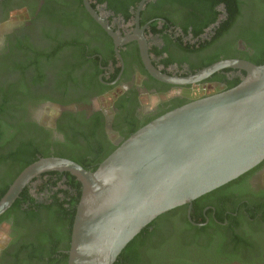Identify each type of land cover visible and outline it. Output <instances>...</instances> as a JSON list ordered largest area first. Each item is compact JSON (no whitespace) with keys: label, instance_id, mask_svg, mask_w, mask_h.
<instances>
[{"label":"flooded vegetation","instance_id":"af4514ba","mask_svg":"<svg viewBox=\"0 0 264 264\" xmlns=\"http://www.w3.org/2000/svg\"><path fill=\"white\" fill-rule=\"evenodd\" d=\"M89 1L119 36L142 35L153 64L171 75L197 72L200 68L197 66L212 55V50L222 47L224 52L218 61L252 62L248 56H233L236 50H247L250 56L255 54L240 37L250 28L242 18L212 49L195 52L186 48L214 39L229 17L224 3L216 8L217 20L195 36L192 23L199 21L202 12L198 18L196 9L184 8L178 2L144 0L141 7L143 0ZM67 3L66 0H0V110L4 109L0 112V133L4 137L1 142L12 137L32 142L36 157H43V151L53 156L75 141L90 143L92 148L79 149V155L95 161L113 146L120 145L133 129L141 128L143 122L170 111L180 102L226 90L230 82L246 75L244 70L226 68L195 85L180 86L157 80L145 67L139 39L117 46L115 38L91 15L85 0L67 7L69 16L63 17V21L49 18L51 8H63ZM111 4L122 10L116 12ZM73 12H83L82 18L73 17ZM249 12L247 2L243 4V14ZM14 18L21 21L14 24ZM51 35L55 38L51 39ZM81 41L86 46L83 52L77 45ZM66 42L69 45L48 56ZM229 54L233 57H227ZM85 55L87 61L81 58ZM165 60L171 61L168 66L162 62ZM146 98L149 104L145 103ZM4 150V144L0 143V153L4 154ZM263 174L264 162L192 204L176 207L156 218L148 236L166 232L168 235L171 229L167 243L157 249L158 264H180L181 260L184 264H198L204 252L212 255L213 264L228 262L216 253L221 242L218 229L222 228L241 236L242 244L249 241L251 264H264V222L259 223L264 216L261 210L264 183L260 181ZM12 175V169L0 166V189L10 182ZM55 180L58 185L52 187L54 191L69 188L66 175L43 173L23 189L28 196L21 193L20 207L43 213L54 194L46 186ZM13 215L0 219V264L15 263L16 249L28 233L27 228L17 226ZM255 219L259 221L251 224ZM194 226L213 237L210 249L195 246L198 243L192 238L197 230ZM184 238H192L186 246L181 242ZM231 262L245 264L239 259Z\"/></svg>","mask_w":264,"mask_h":264},{"label":"water","instance_id":"95a60500","mask_svg":"<svg viewBox=\"0 0 264 264\" xmlns=\"http://www.w3.org/2000/svg\"><path fill=\"white\" fill-rule=\"evenodd\" d=\"M85 4L117 46L139 39L145 67L157 80L186 86L226 68L246 72L237 86L196 98L153 119L94 171L70 158H39L0 199L1 217L39 175L71 173L82 183V195L68 264H115L127 245L160 215L192 204L264 162V64L226 59L186 76L168 74L153 64L142 35L119 36L89 0Z\"/></svg>","mask_w":264,"mask_h":264},{"label":"trees","instance_id":"16d2710c","mask_svg":"<svg viewBox=\"0 0 264 264\" xmlns=\"http://www.w3.org/2000/svg\"><path fill=\"white\" fill-rule=\"evenodd\" d=\"M68 3L63 8H51L49 11V18L52 20H59L65 17V19L69 16L67 12V7H71V5L76 4L77 2H82V0H66ZM105 0H98V2H104ZM116 1V0H115ZM173 2H178L184 8L193 7L196 9V15L202 12V17L199 18L197 22L194 20L193 25V34L195 36L200 35L204 28L209 26L211 23L215 22L219 16V11L216 8L224 3L227 5V11L229 17L224 21L221 25L217 35L214 37L212 41H200L199 43L193 46H187L186 48L191 49L195 52H203L207 49H212L215 44H217L221 38L228 33V31L235 25L237 20L244 19L250 24V28L248 27L245 30L244 35L240 37L246 41L247 45L254 49L255 54L253 56L249 55V51L247 50H236V52L232 53L233 56H248V59L254 62L257 65L264 64V0H169ZM248 2L250 12L247 14H243V4ZM110 7L114 8L116 12H120L121 8H116L113 4ZM82 9L85 10V8ZM65 10V11H64ZM64 11V12H63ZM63 12V13H62ZM125 15L129 16V12L124 10ZM73 17L76 15L81 19L83 16V12H73L71 13ZM85 15L89 18L90 15L85 11ZM64 19V20H65ZM78 19V18H77ZM76 19V20H77ZM93 20V19H92ZM72 21V20H71ZM191 24V23H189ZM188 24V25H189ZM157 31V30H156ZM185 31H188V26L185 27ZM106 35V33L104 32ZM51 39H54L55 36L51 35ZM82 42V43H81ZM77 42L79 48L86 49L83 41ZM231 43L230 42H227ZM83 44V45H82ZM69 45V42L64 43L61 46L58 45L56 50L48 56H54V54L62 49V46ZM199 47H196L198 46ZM229 46V45H228ZM227 46V47H228ZM225 47H222L219 50H212V55L203 60L197 67L203 69L211 64L217 62L220 59V54L224 52ZM80 50V49H79ZM95 51H101L100 49H95ZM94 51V52H95ZM87 51L85 52V54ZM161 54V52H158ZM232 54H229L227 57H233ZM93 55V52L90 53ZM226 57V58H227ZM81 58L85 61L86 55L81 56ZM166 66L169 65L171 61H162ZM105 65V64H104ZM98 63L96 62L95 69H98ZM242 79L238 78L237 80L230 82L227 89L233 88L237 86ZM226 89V90H227ZM196 99V98H195ZM194 99H190L185 102L178 103L174 108L182 106ZM4 109L0 110L3 112ZM172 110V109H171ZM166 112L161 113L160 115ZM158 115V117L160 116ZM157 118V117H156ZM155 119V118H153ZM153 119H149L141 124V127L152 121ZM140 127H137L132 130L128 135L125 136L124 141L130 137L134 132H136ZM2 134L0 133V143L4 144V154L0 153V166L12 169L13 175L10 177V182H7L4 187L0 189L1 195L0 199L5 195L8 191L11 181H14V177L19 175L27 166L35 162L39 159L36 157V149L32 142H28L23 139H18L12 137L10 139L1 142ZM70 139V138H69ZM113 146L110 150L106 151L103 155H100L96 158L95 161L88 160L85 156L81 157L79 149L90 150L92 145L88 142H84V144L71 142V145L67 149H61L57 151L53 156H60L65 158H70L86 169L90 171H94L98 168L101 162H103L117 147ZM76 150V151H74ZM2 154V155H1ZM43 157L52 156L49 151H43ZM11 164V165H9ZM56 174L66 175L68 177L67 189H57L53 190L52 187H56L58 185V180L50 182L46 187H50V191H54V194H51L52 202L50 205L45 207L43 213H38L37 211L30 210V208L22 209L20 207L21 197L16 200L14 205L2 216L0 219L9 217L11 214H15L14 218L16 220L17 226L25 227L28 230L26 238H24L17 247V253L15 254L16 260L13 264H68L69 254L68 251L71 247L72 241V231L73 225L75 221V216L77 212V207L81 199L82 195V183L69 172H55ZM16 176V177H17ZM9 185V186H8ZM63 194L61 196L60 194ZM28 196V192H22V196ZM264 210V205H262ZM259 221L255 219L251 221V224ZM156 220L150 223L139 235H137L122 251L118 260L115 264H158L160 259L158 258L159 253L157 251L158 248L165 245L167 242V238L171 233V229H169V234L167 232L165 234H158L156 237L148 236L150 234L149 229L156 224ZM190 222V221H189ZM264 222V216L259 221L260 224ZM196 234L193 238V242L198 243L195 246H200L204 250H208L211 248L213 237L200 230V228L195 227ZM221 231V242L216 249V253L219 254V257H225L228 260L222 259L223 261L231 262L233 260L239 259L242 260L245 264H251L250 255V247L249 241L241 243L242 237L238 236L234 231H230L228 228H222ZM264 231V230H263ZM191 238V239H192ZM188 238H184L181 240L183 245H188ZM247 245V246H245ZM241 248V250H240ZM242 255V256H241ZM202 257V261L198 260V264H207L205 260L212 261V255H208L204 252ZM214 261V260H213ZM220 261V260H219ZM222 261V262H223ZM184 260L180 261V264H184ZM214 263V262H213ZM175 264V262H174Z\"/></svg>","mask_w":264,"mask_h":264},{"label":"rangeland","instance_id":"374dc122","mask_svg":"<svg viewBox=\"0 0 264 264\" xmlns=\"http://www.w3.org/2000/svg\"><path fill=\"white\" fill-rule=\"evenodd\" d=\"M21 21V18H14L13 19V23L14 24H18L19 22ZM153 99H156V98H153ZM149 99L148 98H146V100H145V103L146 104H149L148 101ZM150 100H151V98H150ZM260 181L262 182V183H264V174L261 176V178H260ZM202 255V254H201ZM205 262L207 263V264H213V260L212 261H207V260H205ZM220 264H238L237 262H224V263H220Z\"/></svg>","mask_w":264,"mask_h":264}]
</instances>
